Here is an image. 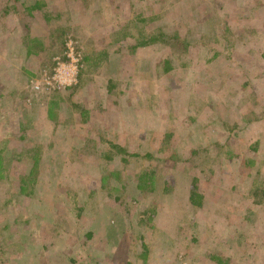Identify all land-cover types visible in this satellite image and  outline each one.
<instances>
[{"label":"rangeland","instance_id":"374dc122","mask_svg":"<svg viewBox=\"0 0 264 264\" xmlns=\"http://www.w3.org/2000/svg\"><path fill=\"white\" fill-rule=\"evenodd\" d=\"M0 264H264V0H0Z\"/></svg>","mask_w":264,"mask_h":264},{"label":"trees","instance_id":"16d2710c","mask_svg":"<svg viewBox=\"0 0 264 264\" xmlns=\"http://www.w3.org/2000/svg\"><path fill=\"white\" fill-rule=\"evenodd\" d=\"M5 1H12L15 4L20 2V0H5ZM41 5H42V3L40 1H36L34 4L29 5L28 9H30V10L40 9V8H42ZM157 42H162V43L167 44V45L169 44L172 47L179 48V50L181 49L182 46L184 47L185 50L186 49L188 50V48H189V43H188L187 39L181 34L180 31L179 32L175 31L173 34L170 33L169 31H159L158 34H156V35L153 34L150 38H148V40H142V39L139 40L138 43L136 45H134V49L137 48L138 46L144 47V46H148L152 43H157ZM173 63H174V58L168 59L165 62V71L166 70L171 71L172 66H169V65L173 64ZM112 146L116 147L120 151L122 150V147L120 145L113 144ZM152 178H153V176H152L151 172H149V171L142 172L136 178L137 179L136 182H134L136 188L139 189V191L155 190L156 186L155 185L151 186V184H150ZM199 182H200L199 178L194 177L190 183V186L188 187V190H187L188 191L187 201L191 204V206L193 208H201L203 206V202H204V198H205L203 192L200 190ZM119 199L120 198H118V200ZM148 213H149V211L147 209H144L142 211V214H148ZM107 234H108L107 237L111 238V240H115V234L118 235V233L116 231L111 230V227L108 229ZM92 236H93V232L90 231L89 237H92ZM211 257L214 258L215 255L211 254ZM2 263H4V260Z\"/></svg>","mask_w":264,"mask_h":264}]
</instances>
